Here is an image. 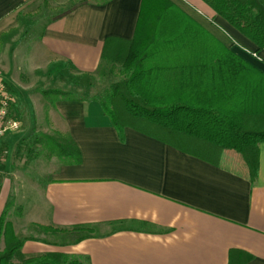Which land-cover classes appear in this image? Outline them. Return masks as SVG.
Wrapping results in <instances>:
<instances>
[{"label":"crops","instance_id":"0c3cea01","mask_svg":"<svg viewBox=\"0 0 264 264\" xmlns=\"http://www.w3.org/2000/svg\"><path fill=\"white\" fill-rule=\"evenodd\" d=\"M43 1L0 0V36ZM70 1L68 11L36 19L37 36L8 50L3 61L5 80L24 103L51 99L53 106V94L45 91H66L75 75L96 72L106 39H135L138 26L168 3L264 71V61L254 57L264 58V51L256 53L203 0ZM37 90L41 98L32 93ZM78 96L54 104L81 162L57 166L43 188L15 177L14 196L21 200L18 186L33 196L30 204L19 201L13 221L26 239L23 253L60 252L89 264H264V142L251 180L247 164L231 150L217 156L202 143L182 137L176 143L131 127L121 139L100 104ZM7 195H0V216ZM36 230L53 239L31 236Z\"/></svg>","mask_w":264,"mask_h":264},{"label":"trees","instance_id":"16d2710c","mask_svg":"<svg viewBox=\"0 0 264 264\" xmlns=\"http://www.w3.org/2000/svg\"><path fill=\"white\" fill-rule=\"evenodd\" d=\"M203 1L248 38L256 53L264 51V0ZM102 59L119 65L122 77L92 100L121 139L131 127L176 143L179 137L202 143L217 156L231 150L243 158L251 180L257 177L259 144L264 142V71L171 3L148 24L139 25L135 39H106ZM45 94H53V102L79 98L61 89ZM44 139L66 162H81L71 138L59 141L43 135L39 141ZM25 241L3 213L0 264H89L87 258L60 252L26 255Z\"/></svg>","mask_w":264,"mask_h":264},{"label":"rangeland","instance_id":"374dc122","mask_svg":"<svg viewBox=\"0 0 264 264\" xmlns=\"http://www.w3.org/2000/svg\"><path fill=\"white\" fill-rule=\"evenodd\" d=\"M72 5L73 2H69V0L64 2L46 0L38 3L30 9L29 14L22 15L23 19H20L15 27L2 34L0 36V74L5 76L2 64L3 61H8V50H13L29 36H37V29L33 31L35 24H37L36 19L42 21L60 15L68 11ZM232 40L235 44L240 45L237 40L233 38ZM242 47L247 51L249 49L245 46ZM254 57L264 61L263 56H256L255 54ZM119 69V65L104 61L99 69L92 74L75 75L70 81L72 87L67 90L77 95L92 98L100 94L110 83L122 77ZM32 93L41 98L38 90ZM14 95L15 105L12 109V116L20 125L16 131L7 132L0 140V195L2 192L8 194L3 213L6 214V220L12 222L16 221L20 215L19 201L30 204L33 197L31 193L29 194V190L25 189V186H18L21 187V200L14 196V190L17 187L16 175L31 178L36 181L39 188H43L49 180L51 172H54L60 164L66 163V156L59 153L57 148L53 147L51 150L45 139L42 142L39 141V139H43V135L52 136L59 141H63L66 137L61 116L55 110L54 102L52 106L51 99L49 101L46 99L47 102L41 99V102L35 100L33 103L30 102L31 104H27L21 100L17 93L14 92ZM52 108L53 116L51 117ZM50 166H53V169ZM30 234L31 236L53 239V234L44 233L42 230L31 231ZM2 246L3 244H1Z\"/></svg>","mask_w":264,"mask_h":264},{"label":"built area","instance_id":"2783aa9c","mask_svg":"<svg viewBox=\"0 0 264 264\" xmlns=\"http://www.w3.org/2000/svg\"><path fill=\"white\" fill-rule=\"evenodd\" d=\"M14 103L15 95L0 74V140L7 132L16 131L19 128V122L12 116Z\"/></svg>","mask_w":264,"mask_h":264}]
</instances>
